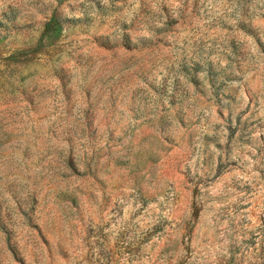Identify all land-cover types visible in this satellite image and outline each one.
Returning a JSON list of instances; mask_svg holds the SVG:
<instances>
[{
  "label": "rangeland",
  "instance_id": "374dc122",
  "mask_svg": "<svg viewBox=\"0 0 264 264\" xmlns=\"http://www.w3.org/2000/svg\"><path fill=\"white\" fill-rule=\"evenodd\" d=\"M0 264H264V0H0Z\"/></svg>",
  "mask_w": 264,
  "mask_h": 264
},
{
  "label": "trees",
  "instance_id": "16d2710c",
  "mask_svg": "<svg viewBox=\"0 0 264 264\" xmlns=\"http://www.w3.org/2000/svg\"><path fill=\"white\" fill-rule=\"evenodd\" d=\"M51 30H53V29H51V23H49V24L47 25L46 33L51 32Z\"/></svg>",
  "mask_w": 264,
  "mask_h": 264
}]
</instances>
